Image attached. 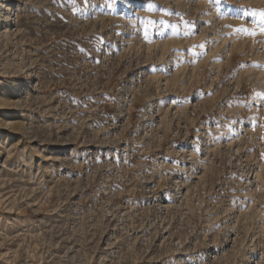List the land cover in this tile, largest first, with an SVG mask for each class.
<instances>
[{
  "label": "rangeland",
  "instance_id": "374dc122",
  "mask_svg": "<svg viewBox=\"0 0 264 264\" xmlns=\"http://www.w3.org/2000/svg\"><path fill=\"white\" fill-rule=\"evenodd\" d=\"M261 11L0 0V264H264Z\"/></svg>",
  "mask_w": 264,
  "mask_h": 264
},
{
  "label": "snow or ice",
  "instance_id": "6c2138e0",
  "mask_svg": "<svg viewBox=\"0 0 264 264\" xmlns=\"http://www.w3.org/2000/svg\"><path fill=\"white\" fill-rule=\"evenodd\" d=\"M87 2H88V0H85V3H87ZM110 2H111V0H110ZM216 2H217V3H220L221 0H216ZM154 7H155V5H153V4H151V3H149V4L147 5L148 11H152ZM251 15H252V16H256L257 13L253 12V13H251ZM259 16L261 17L260 22H259V23H260V32H261V33H264V11H261V12L259 13ZM146 23H147V25H152V24L155 23V21L148 20ZM161 23L163 24L164 21H161ZM171 27H172L173 30L175 31L176 26H175V25H172ZM236 31H238V32H243V33L248 34V35H256L255 31H253V30H249V29H246V28H240V29H237ZM201 47H203V45H201ZM256 95L259 96V95H261V94H260V93H257Z\"/></svg>",
  "mask_w": 264,
  "mask_h": 264
},
{
  "label": "bare ground",
  "instance_id": "6f19581e",
  "mask_svg": "<svg viewBox=\"0 0 264 264\" xmlns=\"http://www.w3.org/2000/svg\"><path fill=\"white\" fill-rule=\"evenodd\" d=\"M0 23H1V21H0ZM10 38V36H8V35H6V34H0V40H2V39H9ZM159 86V85H158ZM163 103V102H162ZM193 109V108H192ZM161 110V109H160ZM175 111V110H174ZM189 111V110H188ZM158 113H159V111H158ZM175 116V115H174ZM173 116V117H174ZM160 117V116H159ZM163 117V116H162ZM171 118V117H170ZM206 135H208V134H206ZM193 142V141H192ZM209 149V148H208ZM208 151V150H207ZM183 154H185V153H183ZM194 155L195 154H193L192 152H190V160H193V158H194ZM208 156V155H207ZM185 157V156H184ZM204 159V158H203ZM183 164V165H182ZM181 167H180V169H181V171L180 172H182L183 174H184V172H187L186 170H185V166H187V164H186V161H184V162H182V160H181ZM193 168V167H192ZM258 172H259V170H258ZM257 172V173H258ZM259 174V173H258ZM185 176H186V174H185ZM255 176H256V174H255ZM186 178V177H185ZM254 178V177H253ZM256 178V177H255ZM255 182H256V180H255ZM181 189V188H180ZM182 198V197H181ZM264 221V220H263ZM260 239V238H259Z\"/></svg>",
  "mask_w": 264,
  "mask_h": 264
}]
</instances>
